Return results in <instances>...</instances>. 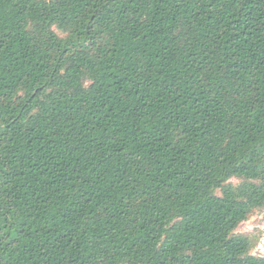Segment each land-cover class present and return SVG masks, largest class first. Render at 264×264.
I'll return each instance as SVG.
<instances>
[{
  "label": "trees",
  "instance_id": "obj_1",
  "mask_svg": "<svg viewBox=\"0 0 264 264\" xmlns=\"http://www.w3.org/2000/svg\"><path fill=\"white\" fill-rule=\"evenodd\" d=\"M264 0H0V264H264Z\"/></svg>",
  "mask_w": 264,
  "mask_h": 264
},
{
  "label": "rangeland",
  "instance_id": "obj_2",
  "mask_svg": "<svg viewBox=\"0 0 264 264\" xmlns=\"http://www.w3.org/2000/svg\"><path fill=\"white\" fill-rule=\"evenodd\" d=\"M238 234H244L257 239L258 244L252 250V254L264 257V215L256 213L237 230Z\"/></svg>",
  "mask_w": 264,
  "mask_h": 264
}]
</instances>
